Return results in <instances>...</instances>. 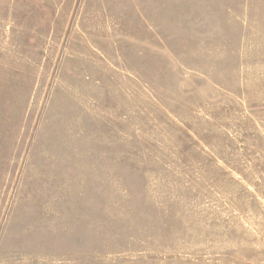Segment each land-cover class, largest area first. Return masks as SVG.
Wrapping results in <instances>:
<instances>
[{
    "label": "rangeland",
    "instance_id": "1",
    "mask_svg": "<svg viewBox=\"0 0 264 264\" xmlns=\"http://www.w3.org/2000/svg\"><path fill=\"white\" fill-rule=\"evenodd\" d=\"M0 264H264V0H0Z\"/></svg>",
    "mask_w": 264,
    "mask_h": 264
}]
</instances>
